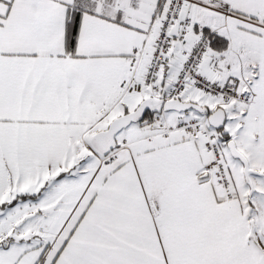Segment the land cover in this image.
<instances>
[{
	"label": "snow or ice",
	"instance_id": "snow-or-ice-1",
	"mask_svg": "<svg viewBox=\"0 0 264 264\" xmlns=\"http://www.w3.org/2000/svg\"><path fill=\"white\" fill-rule=\"evenodd\" d=\"M0 264H264V0H0Z\"/></svg>",
	"mask_w": 264,
	"mask_h": 264
}]
</instances>
